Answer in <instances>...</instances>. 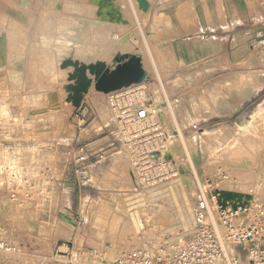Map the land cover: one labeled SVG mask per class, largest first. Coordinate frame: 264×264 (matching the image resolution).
Wrapping results in <instances>:
<instances>
[{"label": "rangeland", "instance_id": "1", "mask_svg": "<svg viewBox=\"0 0 264 264\" xmlns=\"http://www.w3.org/2000/svg\"><path fill=\"white\" fill-rule=\"evenodd\" d=\"M98 3L0 0V244L6 243L0 248V264H113L150 241L168 246L166 242L181 239L195 224L191 211L193 227L181 226V206L168 184L177 179L192 185L194 199L201 189H225L222 186L243 179L247 182L239 184L244 191L254 192V183L264 188V100L254 99L239 113L232 103L235 113L227 116H221L219 101L224 96L234 100L237 94L244 100L264 88V38L253 41L248 59L235 63L226 57L220 29L228 24L221 22L226 15L223 0H152L148 15L137 0H114L116 15L112 10L97 16L114 26L113 35L89 34L85 23L82 54H94L95 63L83 66L84 73L68 70L70 74L60 72L54 78L43 63L51 54L56 61L61 57L59 29L68 24V14L79 13L70 10L60 22L64 15L48 14L45 6ZM6 8H12L9 12L16 20L15 10L21 9L24 25L4 19ZM202 8L212 30L206 36L210 58L181 65L172 47L177 27L192 30ZM253 18L260 20L255 14ZM167 48L170 55L163 57ZM130 56L140 58L145 79L109 92L97 90L103 71ZM63 81L66 91L76 92L78 98L69 94L62 109L35 125L38 118L29 114L30 109L47 89ZM75 81L78 86L72 84ZM78 101L81 105L75 107ZM142 103L146 122L132 115V106L137 109ZM45 127L46 133L39 132ZM212 180L216 181L207 186ZM163 186L168 190L162 191ZM256 196L257 202L264 200L262 193ZM190 201L193 205V197ZM134 214L142 217L141 226ZM63 216L74 220V226L64 223ZM36 228L39 232L34 234Z\"/></svg>", "mask_w": 264, "mask_h": 264}, {"label": "built area", "instance_id": "2", "mask_svg": "<svg viewBox=\"0 0 264 264\" xmlns=\"http://www.w3.org/2000/svg\"><path fill=\"white\" fill-rule=\"evenodd\" d=\"M260 6L264 10V0ZM132 108V115L146 122L145 105ZM125 110L131 117L130 109ZM221 191L231 190L212 187L199 191L195 224L189 234L166 242L168 246L150 241L113 264H264V203L246 192H234L240 195L238 199H225ZM0 248H6V243Z\"/></svg>", "mask_w": 264, "mask_h": 264}, {"label": "bare ground", "instance_id": "3", "mask_svg": "<svg viewBox=\"0 0 264 264\" xmlns=\"http://www.w3.org/2000/svg\"><path fill=\"white\" fill-rule=\"evenodd\" d=\"M150 2V8L147 10V11H144L143 9H141L145 14L147 13L148 15V12L151 10L152 8V0H148ZM98 6H45V7H48L50 8V10H48L47 8V13L48 14H51V15H58V14H63L64 16L63 17H60L59 21L60 22H63L64 21V18H65V15H67V12L70 11V10H75L79 13L78 16L74 15V14H68V24L64 27H62L61 29H59V31L61 32V37H59V40H62V44H61V49L59 50V52L61 53V57L58 58V60L56 61L57 57L55 58V56L53 54H51L50 56H48L46 58V61L45 63H43V69L44 71H46L47 73H50L54 78L60 76L58 75L60 72H67L68 70H78L80 69L81 72H85L84 69L86 68H83V66H88L89 63H93L94 61L96 60H93L92 58L95 56L94 54H91V53H85V54H82L83 53V49L81 48V43H82V35L87 31H89V34H91L92 32L95 33V35H97L98 37H102V36H110V35H113L114 34V26L113 25H110V24H106V22L104 20H101V19H98V15L99 14H105L107 11L111 12L112 10L114 11V15H116L115 13V8L116 6H111L112 3H114V0H98ZM138 3V1H137ZM113 5V4H112ZM139 5V4H138ZM19 7H28V6H19ZM30 7H35V6H30ZM29 7V12L32 8ZM39 7V6H37ZM36 7V8H37ZM42 6H40L41 8ZM74 7V8H73ZM139 7V6H138ZM24 8H22L23 10H25ZM12 9V8H11ZM11 9H8L6 8L5 11H4V14H3V18L4 19H11V21L13 22H18L20 24H23V20L21 19V17H24L22 13V10L19 9V8H16V12H17V20L16 19H13L11 18L12 14L9 12V10ZM34 9V8H33ZM42 9V8H41ZM40 9V10H41ZM27 10V9H26ZM27 11V12H28ZM33 10H31V13H32ZM96 11H97V14H96ZM26 12V11H25ZM28 12V13H29ZM34 12V11H33ZM29 13V14H31ZM151 14V12L149 13ZM33 16V14H31ZM30 15V16H31ZM35 15V13H34ZM95 15V16H93ZM113 15V14H112ZM113 15V16H114ZM29 16V15H28ZM164 16V15H163ZM166 16V15H165ZM36 17V16H35ZM116 17V16H115ZM143 17V16H142ZM149 17V16H148ZM31 18V17H29ZM140 18V17H139ZM169 18V17H168ZM33 19V17H32ZM166 19V17H165ZM164 19V20H165ZM29 20V19H28ZM31 21V20H30ZM28 21V22H30ZM35 21V20H34ZM38 21V20H37ZM146 21V20H145ZM55 22V19L54 17H51L49 19V24L51 25V30L53 29V24ZM78 22V24H77ZM219 22V21H218ZM221 22L223 25H226L228 22H227V18H226V15L222 16L221 17ZM220 22V23H221ZM32 23V21H31ZM29 23V25L31 24ZM85 23H87L89 25V28H87V31H86V27L85 26ZM154 23L158 24V22L155 20ZM14 24V23H13ZM9 25V24H8ZM15 25V24H14ZM13 25V26H14ZM24 25V24H23ZM28 25V26H29ZM39 25H41L40 23L38 24V27H40ZM107 25V26H106ZM10 26V25H9ZM12 26V25H11ZM10 26V27H11ZM21 26V25H20ZM27 26V27H28ZM34 28L33 32H34V29L37 27L36 24L34 23ZM70 26V27H69ZM108 27V28H107ZM19 28H17L16 30H18ZM23 29V28H22ZM28 29V28H27ZM85 31H84V30ZM8 30V29H7ZM11 31V30H9ZM15 31V30H13ZM23 31L25 32V30L23 29ZM22 31V32H23ZM31 33V35L33 36V33L31 30H29ZM57 31V30H56ZM37 32V31H36ZM91 32V33H90ZM29 33V32H28ZM12 34V33H11ZM29 34V36H30ZM57 34V33H56ZM76 34H79L80 36H77ZM27 35V33L25 34ZM23 36V35H22ZM28 36V37H29ZM97 36H95V38H97ZM18 37V36H16ZM24 37V36H23ZM35 37V36H34ZM26 38V37H25ZM8 40V39H7ZM48 40V39H47ZM101 40L102 39H99L98 41H96L97 43H101ZM166 40V39H165ZM50 41H52L50 39ZM166 42V41H164ZM163 42V43H164ZM20 43V42H18ZM17 43V44H18ZM89 43V42H88ZM22 44V43H20ZM28 44V43H27ZM53 44V42L51 43ZM16 46V44H14ZM31 45L32 42H31ZM163 45V44H162ZM29 46V44H28ZM24 47V45H23ZM30 47V46H29ZM29 47H27L29 49ZM50 47V46H49ZM60 47V46H59ZM162 47V46H161ZM22 48V46H21ZM26 48V49H27ZM32 48V46H31ZM52 48V47H51ZM53 49V48H52ZM168 49V48H167ZM165 50L164 52H162V56L165 57L168 55H170V49L168 50ZM55 50V49H54ZM13 51V50H12ZM29 51V50H28ZM33 51V50H32ZM30 52V51H29ZM34 52V51H33ZM58 52V53H59ZM125 52V51H124ZM9 53V52H8ZM11 53V51H10ZM19 53V52H18ZM32 53V52H31ZM30 53V54H31ZM55 53V51H54ZM20 54V53H19ZM28 54V53H26ZM151 54V53H150ZM22 55V54H21ZM32 55H34L32 53ZM10 56V55H9ZM151 56V55H150ZM28 60H29V56L27 57ZM34 58V56H33ZM32 59V58H31ZM146 61V60H145ZM0 62H2V56H0ZM29 62V61H27ZM119 62V61H118ZM125 62V61H124ZM95 63V62H94ZM28 65V63H27ZM31 65V63H30ZM96 65H93L92 66V69H95ZM109 69V68H108ZM29 70V69H28ZM105 71V70H104ZM103 71V73H104ZM65 73H62V74H65ZM69 73V72H68ZM66 73V74H68ZM9 74V73H8ZM70 74V73H69ZM29 75V74H28ZM30 76H32L30 74ZM67 76V75H65ZM69 76V75H68ZM79 76V74H78ZM81 76V75H80ZM34 77V76H32ZM41 77V76H40ZM29 77H27L28 79ZM31 78V77H30ZM46 78V77H45ZM49 78V77H48ZM59 78V77H58ZM78 78V77H77ZM82 77H79L78 79H80ZM39 79V78H38ZM42 79V78H41ZM66 79V77H65ZM69 79V77H68ZM31 80V79H30ZM34 80V79H32ZM47 80V79H46ZM73 80V79H72ZM40 81V80H39ZM54 81V80H53ZM77 81V80H76ZM75 82H72V84L76 83ZM82 81V79H81ZM31 82V81H30ZM29 82V83H30ZM42 82V81H41ZM44 82V81H43ZM78 82V81H77ZM52 83V85H54L56 82H50ZM54 83V84H53ZM59 83V82H58ZM57 83V86H51V88L47 89L45 94H44V97L39 99L38 101H36L34 103V106L30 109V113L34 118H38L37 121H35V125H37V122H41V118L44 120L45 119V116H48L50 114H53V113H57L60 109H62V103L63 101H65V98H68L70 95L73 94V96H71L72 98L76 97L77 95H75V86H78L75 84V86L73 88H71V86H73L72 84L69 86L71 89H74V91H71V92H75V93H70V92H67V83L66 81H63L60 86H58L59 84ZM42 84V83H41ZM68 84H70L68 82ZM78 84H81V83H78ZM137 85V84H136ZM34 86V85H33ZM45 86V85H44ZM43 86V87H44ZM47 86V85H46ZM36 88V87H35ZM68 88V89H70ZM31 89V88H30ZM11 90V88H10ZM14 91V90H13ZM70 91V90H69ZM24 92V91H23ZM67 92V93H66ZM26 93V92H25ZM20 94V93H19ZM70 94V95H69ZM67 95V96H66ZM69 95V96H68ZM70 98V100L72 99ZM78 98V96H77ZM19 100V99H17ZM27 100V99H26ZM67 100V99H66ZM24 102V101H23ZM28 102V101H27ZM81 102L82 101H78L76 102L75 104V107L76 106H79L81 105ZM21 103V102H20ZM25 104V103H24ZM28 104V103H27ZM26 106V105H25ZM261 107V106H260ZM259 107V108H260ZM257 109V108H256ZM1 117V116H0ZM23 120V119H22ZM36 120V119H35ZM21 121V120H20ZM25 121V120H24ZM43 124V123H42ZM41 124H38L37 126H39ZM44 127V124L43 126ZM42 130V131H41ZM18 131V130H17ZM47 129L46 127L44 129H41L40 128V131L39 132H42V133H46ZM256 131V130H255ZM36 132V131H35ZM22 133V132H21ZM38 133V132H37ZM36 134V133H35ZM39 135V134H38ZM40 137V136H39ZM36 138V137H35ZM176 144V143H175ZM172 146V145H171ZM175 147V146H174ZM171 148V147H170ZM172 149V148H171ZM176 149V148H175ZM22 152V151H20ZM10 155V153H9ZM13 157V156H12ZM133 178H134V175H132ZM213 181H216V180H212L209 184H207V186H212L214 184ZM246 183L247 181H245L244 179L243 180H238L237 182H230L228 185H224L222 186L223 188L225 189H228V190H231L232 193L234 192L233 189H231V187H237L239 188L240 190H242L243 192H247V193H252L256 196V194H258L259 192L262 193V196L264 198V188L262 187L261 184H256L254 183V192L253 191H244L241 187H240V184L239 183ZM169 184V187H170V190L171 191H175V194H176V198L178 200V204L179 206H181V212H180V221L182 222L181 226H185L186 227H190L192 226L193 224V220H192V217H191V211L193 212L194 211V202L196 199H194V196H192V193H194V189L190 186V184L187 182L186 179L184 178H181V179H177L176 181H173L171 183H168ZM206 186V187H207ZM221 187V186H220ZM157 188V187H156ZM162 188V191H165V190H168L166 189V187H161ZM169 190V191H170ZM154 191V190H152ZM239 191V190H238ZM240 191V192H242ZM245 193V194H247ZM172 194V193H171ZM136 195V194H135ZM134 197V196H133ZM192 197H193V205H191V201L192 200ZM257 197V196H256ZM174 198V196H173ZM175 201V200H174ZM264 201V200H263ZM262 200H260V202L264 203ZM161 206V205H160ZM191 206H193V208H191ZM131 207V206H130ZM140 208V207H139ZM180 208V207H179ZM159 209V208H158ZM138 210V209H137ZM162 210V209H161ZM148 211V210H147ZM144 212V211H143ZM136 213V211H135ZM140 215V214H139ZM144 215V214H143ZM142 215V216H143ZM146 215V214H145ZM153 215V214H152ZM156 215V214H155ZM193 216H194V213H193ZM147 217V216H146ZM149 217V216H148ZM153 217V216H152ZM151 217V219H152ZM133 218L135 219L136 221V224L139 225L140 224V218L138 217V214H134L133 215ZM195 219V218H194ZM147 220V218H146ZM150 220V219H149ZM128 221V220H127ZM155 221V219H154ZM157 221H158V218H157ZM148 222V221H147ZM161 222V221H160ZM195 222V221H194ZM149 223V222H148ZM158 224V223H157ZM167 225V224H166ZM141 226V224L139 225ZM158 226H160L158 224ZM193 227V226H192ZM191 228V227H190ZM187 229V228H186ZM189 229V228H188ZM187 229V230H188ZM34 231V230H33ZM39 231V228H36V231H34L33 233L37 234ZM180 238V237H179ZM7 245H9L7 243ZM103 249V248H102Z\"/></svg>", "mask_w": 264, "mask_h": 264}, {"label": "crops", "instance_id": "4", "mask_svg": "<svg viewBox=\"0 0 264 264\" xmlns=\"http://www.w3.org/2000/svg\"><path fill=\"white\" fill-rule=\"evenodd\" d=\"M260 1L261 0H223L228 24L226 26H220V29L224 33L222 37L225 40L226 57L235 63L248 59V49L254 50V47L252 48L253 41L264 38V10L262 6H260ZM200 10L201 16L198 11V14L196 13L199 17V22L193 25V29L191 30L190 27L185 28L184 26H180V24L176 30V37L173 38L172 47L174 55L181 65L192 66L196 62L201 63V61L203 62L210 58L206 36L210 34L212 30L204 8L199 9V11ZM253 14H255V16H260V20L258 18H253ZM248 89L252 92V86ZM258 98L264 100V88L251 95L250 98L242 99L243 101L239 98V94H237L234 100L224 96V98L222 97L221 100H219L223 105V110L220 114L221 116H227L230 111L235 113L231 108L232 103L238 105L236 113H239V111L243 112L245 107L250 106L252 101ZM240 170L246 171L244 169ZM112 190L122 192L124 189L123 187H113ZM119 195H122V193H119ZM64 223L74 226V224L68 223L67 221H64ZM179 239V237L173 238L170 242ZM66 241H70L69 238H67ZM121 249H123V247Z\"/></svg>", "mask_w": 264, "mask_h": 264}, {"label": "water", "instance_id": "5", "mask_svg": "<svg viewBox=\"0 0 264 264\" xmlns=\"http://www.w3.org/2000/svg\"><path fill=\"white\" fill-rule=\"evenodd\" d=\"M139 7L144 11L150 8V2L148 0H137ZM147 76L146 70L142 66L140 58L137 56H130L128 60L119 64L113 70L106 69L104 73L96 81V89L104 92L113 91L124 86H128L132 83H138L145 79ZM220 196L227 199H238L240 195L221 191ZM236 207V206H235ZM66 221L75 223L74 220L63 216Z\"/></svg>", "mask_w": 264, "mask_h": 264}]
</instances>
